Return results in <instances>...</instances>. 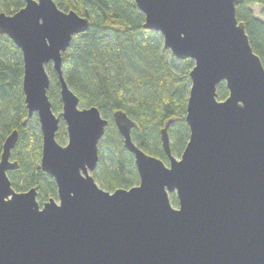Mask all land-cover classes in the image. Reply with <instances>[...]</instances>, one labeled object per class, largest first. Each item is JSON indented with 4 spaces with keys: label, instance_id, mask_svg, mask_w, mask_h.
<instances>
[{
    "label": "water",
    "instance_id": "water-1",
    "mask_svg": "<svg viewBox=\"0 0 264 264\" xmlns=\"http://www.w3.org/2000/svg\"><path fill=\"white\" fill-rule=\"evenodd\" d=\"M133 1L143 28L158 32L173 57L194 63L189 139L177 159L166 127L160 130L166 165L132 142L136 124L115 111L139 181L113 192L92 175L108 120L96 107L79 108L61 69L62 54L89 20L53 0H24L17 12L0 13V35L21 52L24 103L42 138L39 166L58 199L40 205L35 188H12L18 133H10L0 155V264H264V68L236 19L238 0ZM48 64L60 85L58 116L47 96ZM222 82L228 96L218 101ZM60 121L63 146L55 140Z\"/></svg>",
    "mask_w": 264,
    "mask_h": 264
},
{
    "label": "trees",
    "instance_id": "trees-1",
    "mask_svg": "<svg viewBox=\"0 0 264 264\" xmlns=\"http://www.w3.org/2000/svg\"><path fill=\"white\" fill-rule=\"evenodd\" d=\"M58 9L73 11L89 20V29L73 36L62 54V74L68 88L78 97L79 108L96 107L108 120L98 143V162L93 172L96 184L104 191L129 189L138 184L134 158L123 146L112 114L121 110L136 125L132 142L146 154L168 159L162 148L160 130L166 127L172 156L182 154L189 128L185 121L189 93L191 59L178 60L163 47L156 31L143 28L144 15L133 0H53ZM24 6V0H0V13L11 15ZM253 6L264 0H238L235 16L244 23L245 33L254 54L264 68V22L256 18ZM47 96L55 115L61 113L60 85L51 65ZM23 62L21 52L6 36L0 35V155L6 137L17 131L18 140L10 160L18 168L8 172L16 192L37 191L43 203L56 198V184L40 166L42 138L37 116H28L22 91ZM228 96L224 82L216 89V99ZM55 140L67 143L66 127L59 123ZM170 202L177 204L173 193Z\"/></svg>",
    "mask_w": 264,
    "mask_h": 264
},
{
    "label": "rangeland",
    "instance_id": "rangeland-1",
    "mask_svg": "<svg viewBox=\"0 0 264 264\" xmlns=\"http://www.w3.org/2000/svg\"><path fill=\"white\" fill-rule=\"evenodd\" d=\"M70 2V0H67V3H69ZM252 12H253V14H254V16L256 17V18H258L259 20H261V21H263L264 22V16L261 14V7H259V6H253L252 8ZM171 54V53H170ZM51 68H52V66H51ZM189 88H190V85H189ZM65 125V124H64ZM176 158V157H175ZM177 159H179V157L177 158ZM57 203H58V199H57V196H56V198H53ZM36 201L40 204V205H42L43 203H41V202H39L37 199H36ZM46 202V201H45ZM172 204V203H171ZM172 207L173 208H177V204H175V205H173L172 204Z\"/></svg>",
    "mask_w": 264,
    "mask_h": 264
}]
</instances>
